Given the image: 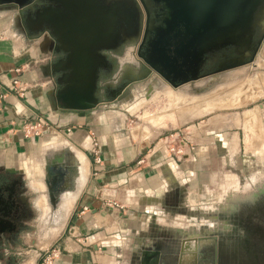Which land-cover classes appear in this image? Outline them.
Segmentation results:
<instances>
[{
    "label": "rangeland",
    "instance_id": "rangeland-1",
    "mask_svg": "<svg viewBox=\"0 0 264 264\" xmlns=\"http://www.w3.org/2000/svg\"><path fill=\"white\" fill-rule=\"evenodd\" d=\"M130 1L134 3V0ZM263 21L264 14L253 22L250 46H235L237 54L241 55L243 60L237 65L183 82L176 87L157 73L155 76L151 74L132 82L130 99L119 101L109 97L102 99L108 105L114 104V107H105L102 112L111 121L121 123L119 132L125 140L148 142L146 152L155 151L158 156L162 155L163 159L175 161L177 167L182 169L183 182H177L182 185L179 204L173 202L172 207L168 208L184 212L185 215L203 212L197 215L199 219L189 216L188 221L183 215H175L187 222L174 223L180 225L183 223L185 227L172 231L173 236L169 241L171 250L163 253L161 258L163 261H168L167 259L174 261L175 257L178 258L180 253L177 249L181 247L192 246L193 251H196L198 242L200 245L211 240L203 236L204 234L222 231V228L228 227L224 218L217 217L219 209L222 208L224 213L228 214L233 203H239L252 192L260 193L259 187L264 190ZM138 36L136 30L123 33L121 41L114 48L103 52L107 60L111 58L112 69L105 75L99 72L97 93L100 98H104L101 94L104 79L108 78L111 84L116 83L120 76L117 75L119 67L129 69V59L133 61L131 64L136 65L135 47L131 48L128 42L131 40L135 43ZM248 51L253 52L252 56L247 53ZM55 138L57 139L56 135ZM56 139L50 144L45 142L44 150L58 141L61 145L65 143L70 146L75 152V148L67 141L59 137ZM180 140L185 145L182 147L184 153L178 157L169 150L159 148L163 144H168L166 149L170 145L175 148ZM22 167L28 181L39 182L35 185L37 191L34 192L33 198L37 199L35 202L40 213L38 219L34 220L36 229L30 230L33 234L30 235L32 239H25V246L23 245V250H27L26 256L17 264H55L60 257L70 253L69 251L76 247V243L81 248H87L91 241L90 233L69 235L67 226L62 228L64 217L56 214L64 202L66 187L59 195L60 200L53 206L47 199L42 179L34 178L30 170L32 165L27 163ZM62 168L65 174L67 170L65 167ZM79 169V179L84 181L87 171H83L81 166ZM80 188L81 181L70 190V197H74ZM175 190L177 191V188ZM70 202L71 200H67L65 203L67 209ZM123 203L126 212L130 205L125 201ZM54 211L55 217L52 218ZM150 222L156 227L153 231L156 234L152 236H159L161 233L159 222L154 221L153 217ZM168 222L172 223V220ZM95 230L98 232L100 228ZM212 235L207 237L211 238ZM112 239L118 241L115 236ZM156 245L161 247L159 242ZM154 250L160 253V248L155 247ZM95 251L93 254H96L101 262L94 261L93 264L115 263L114 258L110 257L114 256V253L105 254V252L109 254L110 249L100 248ZM111 251L116 252V249ZM120 252L123 256L120 253L118 259L134 257V252L129 249L124 248ZM191 253L188 249L183 251L185 258ZM176 262L171 264H178V261Z\"/></svg>",
    "mask_w": 264,
    "mask_h": 264
},
{
    "label": "crops",
    "instance_id": "crops-1",
    "mask_svg": "<svg viewBox=\"0 0 264 264\" xmlns=\"http://www.w3.org/2000/svg\"><path fill=\"white\" fill-rule=\"evenodd\" d=\"M21 15L22 9L0 8V162L21 170L22 165L29 163L34 178L40 180L46 173L43 156L57 157L55 162L58 166L54 168L55 172L54 169L51 172L57 177L60 188L66 187L64 202L58 209L59 215L64 217L62 228L67 226L69 235L90 233L91 241L87 248L76 243V247L55 264L101 262L93 254L100 248L116 249L109 254L105 252L106 255L114 253L110 256L114 258V264H141L143 252L151 253L155 247L160 248L162 255L169 252V241L175 228L185 227L183 223H174L187 222L189 216L199 219L197 215L203 214L185 215L168 208L179 204L182 185L177 182H183L182 169L175 161L163 159L155 151L146 152L148 142L125 140L119 132L121 123H115L103 114L105 107H114V104H106L103 98L84 114L60 109V100L54 95L59 86L55 80L57 73L50 66L59 53L51 47L52 38L46 30H26ZM131 62L129 59L127 70L119 67L117 75L122 76L125 71L134 72V63ZM12 79L20 82L17 86L21 90L12 84ZM116 94L112 100L126 99L121 97V93ZM55 135L73 146L75 152L58 141L44 150L45 142H53ZM94 137L97 139L99 162L93 159ZM140 156L145 161L136 164L135 160ZM79 165L87 171L84 181L79 179ZM62 167L66 168L67 175ZM80 181L81 188L74 197H70V190ZM67 200H71L68 209L65 206ZM106 200L125 201L130 207L125 212L105 204ZM175 215H183L187 221ZM152 217L160 224L159 236H152L156 234L153 232L156 227L150 222ZM95 228H100V231ZM114 236L118 241L112 239ZM157 242L161 247L156 245ZM124 248L134 252L132 259H118ZM179 251L180 248L177 249ZM163 263L171 264L166 260Z\"/></svg>",
    "mask_w": 264,
    "mask_h": 264
},
{
    "label": "water",
    "instance_id": "water-1",
    "mask_svg": "<svg viewBox=\"0 0 264 264\" xmlns=\"http://www.w3.org/2000/svg\"><path fill=\"white\" fill-rule=\"evenodd\" d=\"M32 1L0 0V8L21 10ZM47 1L49 4L45 6L42 14H38L34 29H45L51 35V47L59 53V57L50 64L52 71L57 73L55 80L59 84L54 95L56 99L60 100L58 103L60 109L84 114L91 111L99 102L97 95L98 72L107 61L103 50L116 46L120 42L122 34L132 30L137 21V11L134 3L130 0ZM162 1L167 8V15L163 18L160 29L155 31L148 42L146 55L140 56L148 65L147 71L159 74L173 86L175 85L173 80L168 78V69L173 71L175 69L173 64L167 63L165 49L171 50L175 56L181 58L179 65H185L184 70H189L190 66L195 69L192 63L195 64L199 56L206 51L226 44H233L236 47L250 46L252 25L256 19L254 15L260 5L264 3V0ZM239 24H242V28H239L238 35L245 38L242 42L230 36L235 33ZM215 37L221 39L218 42L219 45H211V39ZM247 53L250 56L253 54L249 51ZM241 62L243 60L240 55L231 65ZM178 70L182 73L180 69ZM193 70L190 71V74L183 72L181 82L195 78L196 74ZM129 86L130 83L120 85L116 92L121 93V97L130 99L132 94ZM55 158L57 157L43 156L45 175L51 176L50 182L56 184L57 188L50 186L45 175L42 177L47 189V196L51 197L53 193H57L54 201H50L53 206L56 201L60 200L59 195L63 190L57 184V179H55L57 177H54V173L51 172L58 166L55 162L58 159ZM260 192L264 194L263 189H260ZM232 207L233 205L230 209ZM223 215L226 214L221 208L217 217ZM215 240V236L212 235V241ZM197 246L200 248L199 242ZM190 251L192 253L188 258H185L186 260L182 259L183 251H179L178 264H204L200 262L202 250L193 251L191 247ZM161 258V251L159 253L158 250H153L148 254L143 252L140 262L141 264H164Z\"/></svg>",
    "mask_w": 264,
    "mask_h": 264
},
{
    "label": "flooded vegetation",
    "instance_id": "flooded-vegetation-1",
    "mask_svg": "<svg viewBox=\"0 0 264 264\" xmlns=\"http://www.w3.org/2000/svg\"><path fill=\"white\" fill-rule=\"evenodd\" d=\"M48 4L47 0H33L22 9L21 21L26 30H35V20L38 14L43 13L45 6ZM134 6L137 11V21L131 31L136 30L139 36L136 37L135 43L131 40L128 43L130 46L135 44L134 53L137 59L136 65H134L135 71L131 73L125 71L114 84H111L108 78L104 79L101 89L103 99L117 95L116 89L118 86L125 83H130L131 86L132 82L139 81L150 73L146 70L148 65L140 55H146L148 42H150L155 31L163 24L162 20L167 15V8L162 0H134ZM47 34L49 35L48 32ZM49 36L51 37V35ZM164 52L167 56V63L174 66L175 71L168 69V78L173 80L175 85L172 86L176 87L183 83L181 82L182 73L190 74V71L194 68L190 66L189 70H184L185 65H179L181 58L175 56L171 50L165 49ZM238 57L239 55L233 44L219 46L210 52L206 51V53L204 52L199 56L196 62L194 61L195 64L192 63L195 67L193 72L196 74L193 79L212 74L220 69L229 68L232 66L231 63L234 59ZM110 60L111 58L106 61L105 66L101 67L99 72L105 75L108 70L112 69ZM187 61L185 62L186 67L188 66ZM165 81L167 80L165 79ZM97 95L100 100V95L98 93ZM45 178L51 184L50 186L56 187V184L50 182L49 176L45 175ZM260 189L261 187L258 190ZM36 191L37 187L28 181L24 171L5 166L0 162V264H17L23 260V256H26L27 250H23V245L25 246V239H32L30 235L33 234L30 230L36 229L34 228L36 227L34 220L38 219L40 213V209L35 202L37 199L33 198ZM56 196V192L51 197L47 196L49 203L51 200L54 201ZM58 209L57 216H59ZM53 217H55V211ZM221 217L227 221L225 224H228V227L222 228V231L203 235L208 239H212V237L207 236L213 234L216 240L214 242L210 240L199 245V250H202L200 262L204 264H264V194L252 192L239 203H233V207L228 211V214ZM188 247H181L180 251L191 250L192 246ZM175 256L177 255L175 254ZM185 257L182 259L186 260ZM175 259L178 260L176 257ZM167 260L173 263L170 259Z\"/></svg>",
    "mask_w": 264,
    "mask_h": 264
},
{
    "label": "built area",
    "instance_id": "built-area-1",
    "mask_svg": "<svg viewBox=\"0 0 264 264\" xmlns=\"http://www.w3.org/2000/svg\"><path fill=\"white\" fill-rule=\"evenodd\" d=\"M15 70H18V67H16ZM17 83H20V82H18L17 79H12V84L15 87H17L19 90H21V87L19 85L17 86ZM92 145L94 146V149L92 150L93 159H94V161L99 162L100 158H99L98 148H97L98 144H97V139L95 137L92 138ZM166 145H168V144H163L162 146L159 145L160 146L159 148H161L164 151L169 150L170 152H172L174 154L175 157H178L179 155L184 153L182 150V147L185 145V143H182V140H180V142L178 143V145L175 148H173V145H170L168 147V149H166ZM144 161H145L144 157L140 156L135 160V163L136 164H142ZM105 204L112 205L113 207L119 208V209H123V207H124V203L122 201H118V200H106Z\"/></svg>",
    "mask_w": 264,
    "mask_h": 264
},
{
    "label": "bare ground",
    "instance_id": "bare-ground-1",
    "mask_svg": "<svg viewBox=\"0 0 264 264\" xmlns=\"http://www.w3.org/2000/svg\"><path fill=\"white\" fill-rule=\"evenodd\" d=\"M262 14H264V3L263 4H261L260 5V7L258 8V10L256 11V13H255V15H254V18H257V17H259V16H261ZM165 18V17H164ZM244 21V20H243ZM264 22V21H263ZM255 25V24H254ZM161 27V26H160ZM160 27L158 28V29H160ZM239 28H242V24H239V26H238V28H236V30H235V33L232 35H230L232 38H234L235 40H237V41H240V42H242V41H244V39L245 38H243V37H239V35H238V30H239ZM157 29V30H158ZM254 29V28H253ZM156 30V31H157ZM243 31V30H242ZM220 40L221 39H219V38H217V37H215V38H212L211 39V45H213V44H216V45H219V43L218 42H220ZM206 53V52H205ZM233 59V58H232ZM235 60V59H234ZM234 62V61H233ZM254 114V113H253ZM203 239H205V238H203ZM212 240V239H211ZM199 241H200V239H199ZM199 249V248H198Z\"/></svg>",
    "mask_w": 264,
    "mask_h": 264
}]
</instances>
